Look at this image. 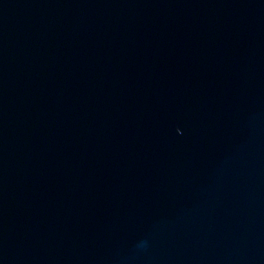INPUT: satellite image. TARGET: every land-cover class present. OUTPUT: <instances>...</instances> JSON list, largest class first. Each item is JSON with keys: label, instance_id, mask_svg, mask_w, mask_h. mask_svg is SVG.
I'll return each instance as SVG.
<instances>
[{"label": "water", "instance_id": "95a60500", "mask_svg": "<svg viewBox=\"0 0 264 264\" xmlns=\"http://www.w3.org/2000/svg\"><path fill=\"white\" fill-rule=\"evenodd\" d=\"M0 264H264V0H0Z\"/></svg>", "mask_w": 264, "mask_h": 264}]
</instances>
